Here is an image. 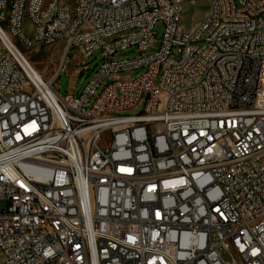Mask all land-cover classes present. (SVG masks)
I'll use <instances>...</instances> for the list:
<instances>
[{"label": "built area", "instance_id": "2783aa9c", "mask_svg": "<svg viewBox=\"0 0 264 264\" xmlns=\"http://www.w3.org/2000/svg\"><path fill=\"white\" fill-rule=\"evenodd\" d=\"M66 10L0 0V264H264V0H212L194 35L176 31L175 0ZM12 43H64L52 79ZM130 47L139 54L116 58ZM73 49L79 77L100 49L103 60L62 94Z\"/></svg>", "mask_w": 264, "mask_h": 264}, {"label": "rangeland", "instance_id": "374dc122", "mask_svg": "<svg viewBox=\"0 0 264 264\" xmlns=\"http://www.w3.org/2000/svg\"><path fill=\"white\" fill-rule=\"evenodd\" d=\"M49 1V0H46ZM184 15L183 23L187 29L194 28L198 23H200L208 12V2L207 0H184ZM164 27L162 24L157 23L153 31L156 34V38L160 39L162 37ZM108 39H105L107 42ZM64 43H55L52 45L44 46L39 49H26L21 47L23 54L29 59L34 69L43 77L44 80L48 81L52 79L58 70L60 63L62 61V56L64 54L63 49ZM151 49L149 52H154ZM72 54L68 55V58L64 64L63 72L61 76L56 80L55 86L61 90L62 94L67 91L70 93H75L80 91L88 82V79L92 75L93 71L102 62L103 50H98L93 56L88 57L85 60L86 64H89V69L79 77L77 73L74 72V67L76 66L77 57L74 49L71 51ZM139 52L136 51V47H130L126 50L119 52L116 55L118 59L132 58L138 55ZM133 74L130 71H124L121 76H127ZM143 110V105H139L136 110L128 111L127 113H136ZM112 140V133L110 131L104 132L102 135V145L110 144ZM1 206V205H0Z\"/></svg>", "mask_w": 264, "mask_h": 264}, {"label": "bare ground", "instance_id": "6f19581e", "mask_svg": "<svg viewBox=\"0 0 264 264\" xmlns=\"http://www.w3.org/2000/svg\"><path fill=\"white\" fill-rule=\"evenodd\" d=\"M207 2H208V12L206 16L194 28L187 29L183 23L184 0H175V5L178 6L180 11L177 16V19H175L176 31L178 33H183V35L202 34L203 24H209V6L212 3V0H207ZM53 3L54 0H49V1L44 0L45 7H52ZM66 6H68V10H66V18H77L78 0H66ZM29 12H30V1L21 2V15H20L21 29H28ZM212 18H219V10H212ZM4 33L7 34L6 32ZM13 46L17 51V53L24 59L30 73L34 77L43 80V77L34 69L33 65L31 64L29 59H27V57L23 54L21 49H19L14 44ZM125 121H132V114H125ZM241 125H249V112H242ZM164 143L172 144L171 131H164ZM121 155H122V147H112V156H121Z\"/></svg>", "mask_w": 264, "mask_h": 264}]
</instances>
